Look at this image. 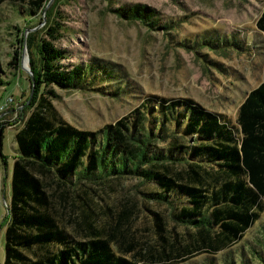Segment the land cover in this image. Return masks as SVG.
<instances>
[{
	"label": "trees",
	"instance_id": "obj_1",
	"mask_svg": "<svg viewBox=\"0 0 264 264\" xmlns=\"http://www.w3.org/2000/svg\"><path fill=\"white\" fill-rule=\"evenodd\" d=\"M19 1L29 17L42 16L48 3ZM54 5L43 27L26 38L34 89L10 124L19 123L2 264H181L233 248L264 214V67L262 81L247 92L234 118L192 97L149 94L113 122L80 129L55 107L56 90H97L100 82L102 92L118 84L110 91L118 96L122 83L115 81L125 76L104 61L66 64L70 52L55 43L64 30ZM109 10L126 21L171 29L147 4ZM255 26L264 36V9ZM19 59L16 48L9 64L19 69ZM6 126L0 123V145ZM125 177L149 189L139 193L150 224L135 225L139 208L131 199L96 200L92 184ZM150 202L165 205L167 215L148 208Z\"/></svg>",
	"mask_w": 264,
	"mask_h": 264
},
{
	"label": "rangeland",
	"instance_id": "obj_2",
	"mask_svg": "<svg viewBox=\"0 0 264 264\" xmlns=\"http://www.w3.org/2000/svg\"><path fill=\"white\" fill-rule=\"evenodd\" d=\"M54 2V18H62L64 30L55 43L70 52L64 62L104 61L125 76L115 81L122 83L118 96L110 93L118 84L107 85L108 92H102L98 91L100 82L94 84L97 90H56L60 98L54 101L55 107L80 129L97 130L113 122L149 94L192 97L209 110L234 118L244 96L263 79L264 36L255 23L264 0H115L113 4L107 0H52L39 18L27 16L25 2L0 3V78L5 82L0 83V123L7 124L0 145V264L5 258V221L12 162L17 154L14 134L19 123L10 124L17 120L19 104L27 101L30 88L21 62L22 45L30 31L43 27L46 10ZM134 2L154 7L159 23L167 22L171 29L126 21L109 10L110 5ZM34 23L37 26L30 28ZM223 38L231 44L225 46ZM233 40L242 47L233 46ZM16 48L19 69L9 64ZM26 62L25 58L23 63L28 66ZM9 98L13 101L7 103ZM91 187L100 205L131 199L139 208L135 225L151 223L139 193L149 189L138 179H113ZM165 207L150 202L148 208L161 209L167 215ZM169 221L173 223L170 217ZM260 256L264 258V214L233 248L213 255L201 253L181 264H228L230 258L233 264H264Z\"/></svg>",
	"mask_w": 264,
	"mask_h": 264
},
{
	"label": "water",
	"instance_id": "obj_3",
	"mask_svg": "<svg viewBox=\"0 0 264 264\" xmlns=\"http://www.w3.org/2000/svg\"><path fill=\"white\" fill-rule=\"evenodd\" d=\"M51 1L52 0H49V2L46 4V6H45V8H44V10L46 9V7L48 6V4L49 3H51ZM30 29H28V30H26L25 31V33L27 32V31H29ZM25 36H26V34H25ZM26 41H24V45H22V53H21V55H22V59H21V62H22V67H23V69L28 73V76H29V78H30V80H31V82H32V88L30 89V91H29V96H28V99H27V101L22 105H20L19 107L20 108H23L25 105H27L28 103H30V100H31V98H32V96H33V89H34V79H33V71H32V69H31V65H30V63H29V55H28V53H27V48H26ZM26 56H28V60H27V65L28 66H25L24 65V63H23V60H25V57ZM18 107V108H19Z\"/></svg>",
	"mask_w": 264,
	"mask_h": 264
},
{
	"label": "built area",
	"instance_id": "obj_4",
	"mask_svg": "<svg viewBox=\"0 0 264 264\" xmlns=\"http://www.w3.org/2000/svg\"><path fill=\"white\" fill-rule=\"evenodd\" d=\"M12 101H13V99H12V98H9L7 103H10V102H12ZM1 107H2V106H1Z\"/></svg>",
	"mask_w": 264,
	"mask_h": 264
},
{
	"label": "bare ground",
	"instance_id": "obj_5",
	"mask_svg": "<svg viewBox=\"0 0 264 264\" xmlns=\"http://www.w3.org/2000/svg\"><path fill=\"white\" fill-rule=\"evenodd\" d=\"M28 60V56L25 57ZM29 61V60H28Z\"/></svg>",
	"mask_w": 264,
	"mask_h": 264
}]
</instances>
